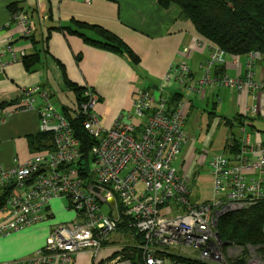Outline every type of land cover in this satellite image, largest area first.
<instances>
[{
    "label": "built area",
    "instance_id": "obj_1",
    "mask_svg": "<svg viewBox=\"0 0 264 264\" xmlns=\"http://www.w3.org/2000/svg\"><path fill=\"white\" fill-rule=\"evenodd\" d=\"M12 18L20 25L21 36L30 39L32 20L25 10L14 11ZM196 45L210 48L198 90L209 84L243 88L246 80L240 76H209L211 68L224 61L226 52L201 36ZM5 50L12 52L11 41H7ZM259 55L258 51L246 54L249 70ZM234 56L237 62L240 55ZM188 73L185 63L171 65L163 83L138 89L132 110L121 114L109 127L102 124L95 111L97 95L85 87L84 101L76 105V117L94 138L86 162L70 121L51 104L35 107L34 99L25 93V98L3 108V113L17 107L35 108L39 131L53 134V147L37 150L26 162L10 169L0 166V194L8 192L0 208L4 213L0 235L44 221L45 209L53 198H65L75 212L71 224L53 225L43 247L12 264H49L52 260L73 264L74 254L81 250L96 255L124 219L125 228L134 230L139 240L118 245L115 257L102 264H134L126 255L131 252L126 248L133 247L139 250L143 264H222L218 219L227 211L248 208L264 197V146L249 143L244 122L240 149L210 160L212 197L191 202L189 180L174 165L188 140V105L179 102L169 108L170 94L166 92L173 78L182 83ZM251 76L249 72L247 78ZM250 83L264 89V74ZM41 96L47 100L46 92ZM249 112L255 116L259 108L253 106ZM232 141L229 139L227 145H233ZM250 167L257 173H249ZM242 264H264V256L253 252Z\"/></svg>",
    "mask_w": 264,
    "mask_h": 264
},
{
    "label": "crops",
    "instance_id": "obj_2",
    "mask_svg": "<svg viewBox=\"0 0 264 264\" xmlns=\"http://www.w3.org/2000/svg\"><path fill=\"white\" fill-rule=\"evenodd\" d=\"M13 5L25 10L31 18L34 42L21 36V27L12 18L10 7ZM82 22L99 25L119 37L139 58L138 62L133 64L125 53L90 45L69 30L75 23ZM90 32L88 30L87 34L94 37ZM198 36L192 23L181 17L176 4L161 7L158 0H91L90 3L84 0H0V166L10 169L26 162L37 151L31 147L29 137L39 132L35 108L17 107L3 113L4 107H10H3L4 103L16 101V104L29 93L35 107L49 103L56 109L58 105L60 112L63 107L70 113L76 110L73 91L65 85L62 69L70 82L93 90L98 97L95 111L102 124L109 127L121 114L132 110L138 89L156 88L154 86L163 83L171 65L185 63L189 73L184 81L173 78L166 90L170 95L179 94V102L188 105L187 123L185 121L188 140L174 165L178 173L189 180L190 195L192 186L197 187V184H203L212 192L213 177L211 172L202 175L204 166L218 154L235 153L232 145H227L229 139L240 142L243 134L235 116L242 114L248 118L245 132L249 143L264 146V89H256L250 83L260 80L264 74V54L259 55L250 70L246 55H240L235 62L236 56L230 54L211 68V78L226 74L246 80L241 90L227 87L228 92L221 95L215 93V86H220L217 84L198 90L197 82L205 71L204 63L210 53L207 45H196ZM7 41L12 43V52L5 50ZM22 53H38L37 60L27 68L21 60ZM249 72L250 79L247 78ZM43 92L47 93V100L41 96ZM50 100H55L56 104ZM223 105L227 106L219 113ZM253 106L259 108L255 116L249 112ZM221 123L223 129L216 139H211ZM234 127L238 129V136L233 132ZM195 133L199 134L198 138ZM247 154L252 161V153ZM248 172L257 173L253 167L248 168ZM199 199L209 198L200 196ZM45 211L44 221L0 235V264H12L33 255L45 245L53 225L71 224L75 217L68 201L62 198L51 199ZM3 217L0 211V220ZM120 237L121 233H113L96 255L89 250L76 252L73 264H102L112 259L122 242L118 240ZM49 264L60 263L52 260Z\"/></svg>",
    "mask_w": 264,
    "mask_h": 264
},
{
    "label": "trees",
    "instance_id": "obj_3",
    "mask_svg": "<svg viewBox=\"0 0 264 264\" xmlns=\"http://www.w3.org/2000/svg\"><path fill=\"white\" fill-rule=\"evenodd\" d=\"M158 3L161 7H167L171 3L176 4L179 7L181 17L192 23L199 36L209 40L227 54L246 55L254 51L264 54V0H158ZM15 9L20 8L14 5L10 7L13 12L16 11ZM69 30L79 34L90 45L114 53H125L133 64L139 60L119 37L99 25L75 23L74 27L69 28ZM88 30L95 36H89ZM30 39L34 42L33 34ZM37 54H25L21 58L27 68L31 66L32 61L37 60ZM62 72L65 85L73 91L76 105H81V102L84 101L85 87L70 82L63 69ZM179 99L180 96L177 93L170 95L169 108H174ZM15 102L4 103L3 107L15 104ZM76 105H74L75 109ZM61 111L70 121L73 132L80 142L82 159L86 162L91 156L90 147L94 138L84 129L81 118L76 117V110L70 113L66 107H63ZM246 118V116L238 114L235 116V121L238 125H243ZM227 124L230 122L227 121ZM29 143L35 150L52 148L53 134L39 131L29 137ZM232 143L231 150L238 151L240 142L234 140ZM7 196L8 192L0 194V208L5 203ZM125 222L126 219L119 224V229L134 233V230L125 228ZM263 228L264 197L248 208L225 212L219 217L217 223V231L221 240L236 241L240 244L264 245ZM136 237L139 240V236L136 235ZM126 250L131 251L130 254L127 253L126 255L132 258L134 264H143L137 248H126ZM135 255H137V260L133 258Z\"/></svg>",
    "mask_w": 264,
    "mask_h": 264
},
{
    "label": "rangeland",
    "instance_id": "obj_4",
    "mask_svg": "<svg viewBox=\"0 0 264 264\" xmlns=\"http://www.w3.org/2000/svg\"><path fill=\"white\" fill-rule=\"evenodd\" d=\"M206 86H204V88H206ZM216 87V91L215 93L217 94H226V92H228V88L227 87H223V86H215ZM172 90V89H171ZM52 101V103H55V100H50ZM58 109V105H55ZM227 106V105H223V107L218 109V112H222L223 108ZM59 110V109H58ZM225 112V111H224ZM224 114V113H223ZM187 123V121H186ZM188 127V126H187ZM187 127L185 125V131L187 133ZM223 129V124L221 123L218 127L216 126L215 128V134L211 139H216L217 135L219 134V132ZM233 132L235 133L236 136H238V129L236 127L233 128ZM197 134V135H196ZM198 133H195L196 138H198ZM187 144V143H186ZM186 144H183L180 153L178 154L177 158H180L182 153H183V149L186 147ZM177 158L176 161L177 162ZM175 164V163H174ZM212 168L210 166V162L206 164V166H204V171L202 173L203 176H207L210 174ZM197 189L199 190V192L197 191ZM208 190V191H207ZM200 193V194H199ZM200 196H202V198L204 197H212V192L211 190H209L208 188L204 187L203 184H197V187L192 186V192L191 195H189V199L191 202H195L196 200H198L200 198ZM63 201H65L66 199L62 198ZM264 229V228H263ZM117 233H121L122 237H120L118 240L122 241L120 244H130V243H137L138 239H136V235L130 231H123L122 229H118V231H116ZM223 241V245H222V255H223V262L222 264H242L244 261H247L251 255V253L256 252L257 254L263 255L264 256V245H260V244H252V243H245V244H240L236 241H226V240H222ZM133 258L135 260H137V255L133 256Z\"/></svg>",
    "mask_w": 264,
    "mask_h": 264
},
{
    "label": "water",
    "instance_id": "obj_5",
    "mask_svg": "<svg viewBox=\"0 0 264 264\" xmlns=\"http://www.w3.org/2000/svg\"><path fill=\"white\" fill-rule=\"evenodd\" d=\"M154 87H156V86H154ZM93 190L97 191L98 188L97 187H93ZM102 194L105 195V191H102Z\"/></svg>",
    "mask_w": 264,
    "mask_h": 264
}]
</instances>
